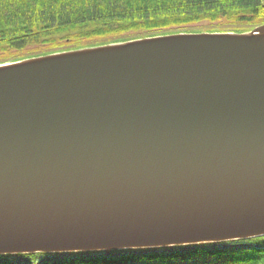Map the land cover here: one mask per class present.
Segmentation results:
<instances>
[{"label": "water", "instance_id": "95a60500", "mask_svg": "<svg viewBox=\"0 0 264 264\" xmlns=\"http://www.w3.org/2000/svg\"><path fill=\"white\" fill-rule=\"evenodd\" d=\"M264 237V25L0 64V256Z\"/></svg>", "mask_w": 264, "mask_h": 264}, {"label": "trees", "instance_id": "16d2710c", "mask_svg": "<svg viewBox=\"0 0 264 264\" xmlns=\"http://www.w3.org/2000/svg\"><path fill=\"white\" fill-rule=\"evenodd\" d=\"M201 22L213 28H192ZM262 25L264 0H0V64L169 34H242ZM231 244L240 246L0 256V264H39L49 256L60 258L45 264H264V237Z\"/></svg>", "mask_w": 264, "mask_h": 264}, {"label": "rangeland", "instance_id": "374dc122", "mask_svg": "<svg viewBox=\"0 0 264 264\" xmlns=\"http://www.w3.org/2000/svg\"><path fill=\"white\" fill-rule=\"evenodd\" d=\"M218 26L223 27L225 25L218 24ZM192 28L193 29H197V30H204L205 31V30H208V29L213 28V27L210 25V23L201 22L199 24L193 25ZM126 37H128V35ZM27 53H28L27 51H24L22 53L16 54V56H18V57L22 56L23 57ZM237 246H240V245H234V244H231V243H224V244L214 245L212 247H209V249L213 250L215 248H219V249H222V250H229V249H232V248L237 247ZM178 250L180 252H190L192 249L191 248H180ZM118 256H119L118 254H115L112 257H118ZM58 258H60V257H55V256L44 257V258L40 259V263L39 264H45V263H49V262H54V261H57ZM15 262H17V263H29V261L26 258H18V259L15 260Z\"/></svg>", "mask_w": 264, "mask_h": 264}]
</instances>
